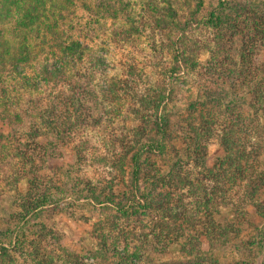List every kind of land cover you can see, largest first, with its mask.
<instances>
[{
	"label": "trees",
	"instance_id": "trees-1",
	"mask_svg": "<svg viewBox=\"0 0 264 264\" xmlns=\"http://www.w3.org/2000/svg\"><path fill=\"white\" fill-rule=\"evenodd\" d=\"M135 6L0 0V123L7 128L0 132V264H155L156 255L168 254L219 264L225 250H232L231 264H264V0H223L202 17L221 37L204 64L207 79L196 81V93L180 105L173 102L176 86L187 84L199 62L186 48L193 20L181 24L168 2L166 26L179 33L162 44L171 81L126 94L132 107L108 142L112 150L98 158L104 180L83 175L86 140L75 143L77 135L122 116L111 107L120 100L116 83L104 81L98 91L92 85L96 73L88 69L103 62L91 54L89 28L111 21L124 25L115 35L144 34ZM203 6L197 0L194 15ZM232 38L239 43L233 56ZM212 143L221 155L208 167ZM69 154L71 163L51 167ZM79 206L139 227L124 232L103 224L100 249L82 254L52 247L46 235L53 232L32 226L48 210ZM118 238L135 243L133 252L117 253Z\"/></svg>",
	"mask_w": 264,
	"mask_h": 264
},
{
	"label": "rangeland",
	"instance_id": "rangeland-1",
	"mask_svg": "<svg viewBox=\"0 0 264 264\" xmlns=\"http://www.w3.org/2000/svg\"><path fill=\"white\" fill-rule=\"evenodd\" d=\"M130 1L136 5V13H141L142 15L137 20L145 25L146 30L144 34L130 36L115 35V33H119L120 25H124L120 22L113 23L111 21H102L96 25L91 24V28H89L92 32L87 43L91 49V54L95 58H100L103 62L102 67L88 69L89 72L92 73L94 71L96 73L92 85L98 91L100 87H103L104 81L116 83L114 88L120 100L111 107L122 111V116L114 117L112 124L104 122L102 126L85 130L83 133L77 135V142L75 143H79L81 138L82 141L86 140V147H84L86 148L85 157L87 160L83 166V175L85 178L93 181L104 180L105 168L97 164L98 158L101 155H108L109 150H112V146L108 142L112 137L114 139L117 134H120L119 130L122 128L121 126L124 122L122 119L126 113L125 111L128 107H132L131 97L126 94H129L132 90H135L136 93H141L149 88L151 90L158 86L161 87L163 83L167 84L168 81H171L168 74L169 68L172 65L171 55L166 46L162 47V44L165 45L169 40H176L179 37V33L177 29L171 30L169 26H166L169 25L168 22L170 21L164 10L167 8V3L169 2L176 11L177 20L181 24L193 20V24L187 33L188 45H186V48L188 49V55L199 62L196 73L188 72L189 75L186 78L187 84H177V91L173 96V102L177 105L183 103L186 97H191L196 93V88L193 87L196 81L199 82L200 80L204 81L207 79V77L203 76L205 74L204 64L210 58L209 52H213L216 47L214 40L217 37L218 39L221 37L219 32L217 35V32L205 27L200 20L212 8L223 2V0H202L204 6L196 15H194V9L197 0H165V2L161 0ZM228 1L232 2L233 0ZM155 10L156 13L153 12ZM125 26L128 27V24ZM229 41L233 45L231 55H236L237 48L239 47L238 40L237 38H232ZM189 49H193V52L190 53ZM255 61L258 62L260 60L255 57ZM82 70H86L84 65L80 69V72ZM89 72L86 71V73ZM6 131L7 128L0 123V132ZM111 153L112 151H110ZM220 155L221 152L216 143L210 144L208 146L206 165L211 167ZM71 162V154L66 156L62 161H49L50 165H52L51 167ZM191 170L195 171L198 168L191 167ZM183 203H186V200ZM262 203L264 204V197ZM109 215L113 217V214L108 211H101V209H97L96 211V209L81 206L78 208L72 207L67 211H62V209L48 210L38 220L34 221L32 226L44 223L53 232L52 236H49L51 234L46 235V237H50L47 239L52 247L60 245L84 254L86 249L92 252L100 249L98 246L100 243L98 235L102 232L101 226L103 224L107 227L109 226V222L117 224L124 232L129 229L137 231L139 227L138 221L123 220L121 218L120 220L113 221L109 218ZM114 247L117 253L123 250L132 253L136 244L128 240L122 241L118 238ZM201 247L202 251L206 253L205 257H209L208 246L203 238H201ZM231 255L232 250L223 251L219 264H231ZM121 260L119 258L117 263L121 262ZM129 260L124 262V264H131ZM260 261V259H257L255 263L261 264ZM156 262L162 264H191L188 259L179 254H168L161 257L156 255L154 263L156 264ZM140 264L146 263L141 262Z\"/></svg>",
	"mask_w": 264,
	"mask_h": 264
}]
</instances>
